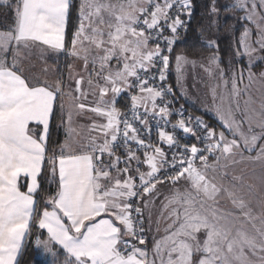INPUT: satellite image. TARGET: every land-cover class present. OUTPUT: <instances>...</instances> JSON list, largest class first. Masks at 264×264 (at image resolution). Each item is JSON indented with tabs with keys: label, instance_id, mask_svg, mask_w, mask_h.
Listing matches in <instances>:
<instances>
[{
	"label": "snow or ice",
	"instance_id": "obj_1",
	"mask_svg": "<svg viewBox=\"0 0 264 264\" xmlns=\"http://www.w3.org/2000/svg\"><path fill=\"white\" fill-rule=\"evenodd\" d=\"M261 4L264 5V0ZM174 5L178 6L176 13L170 16L169 10ZM237 5L246 8L247 0H237ZM0 6L13 12L11 25H6L9 30L0 31V264H19L18 255L34 216L38 229L47 235L46 240L37 236L35 245L38 254L51 258L49 264H56L61 254L65 256L64 264H233L234 261L251 264L245 248L253 254L258 249L264 251V231L259 232V240L239 228L233 234L234 225L224 222V214L207 207L209 202L215 204L216 198L225 191L242 216L251 219L250 211H245L244 200L225 189L215 176L208 175L209 171L221 167V159L228 160L239 153L240 142L228 140L223 132L217 135L207 125H202L207 137L215 142L203 149L196 144L185 145L186 155L173 154L169 163L161 147L140 138L141 128L145 135L150 132L147 117L152 115L165 120L158 129L159 141L169 147L178 143L172 132L164 130L170 115L167 106L156 104V99L171 89L149 85V79L155 77L148 74L155 69L160 81L166 79L169 56L163 52H171L175 34L184 25L180 15H191V0H142L140 3L129 0L127 5L80 0L79 25L72 35L69 54L80 57L84 53L82 58L87 71L90 51L84 47L87 42L97 53L91 61L94 68L99 66L94 75L97 81L104 83H94L91 73L87 80L84 76L77 74V78L70 74L75 87L68 95L72 96L73 92L76 95L66 115V134L71 138L75 131L73 112L76 115L92 113L104 122L92 120L88 129L95 134L89 135L85 143L73 148L66 139L51 156L46 155L49 127L65 85L60 79L54 82L38 76L28 79L20 62L21 49L38 46L41 54L44 50L65 51L66 25L73 0H16L15 5L12 0H0ZM255 9L253 2L252 12L245 18L252 20ZM105 11L114 23L105 21L102 15ZM165 27L173 34V38L164 37L166 49H161L159 42L150 48L149 41L161 37ZM249 34L248 29L242 33L239 41L242 52L237 54L251 60L258 49L252 47ZM207 43L218 47L215 40ZM256 43L259 51H264V29ZM11 45H14L12 59L8 61L5 54ZM218 59L210 57L213 64L218 63ZM113 60L117 61L115 70L110 66ZM182 60L184 57H177L178 64ZM220 72L223 76L222 69ZM85 83L93 96L98 93L97 99L88 101L89 93L82 89ZM224 83L227 86V81ZM233 89H236L235 79ZM125 91L130 93L131 104L128 112H121L116 101ZM133 92L136 94H131ZM59 107L63 111V103ZM219 118L229 131L241 136L249 151L264 138V132L245 135L230 117L220 115ZM30 124L42 128L38 136L33 134ZM260 127L264 129V122ZM172 128L195 135L184 119ZM132 143L138 150H144L143 160L129 147ZM122 146L123 158L116 153ZM208 155H216L215 165L208 163ZM256 159H264V145ZM197 160L200 167L196 166ZM133 162L136 167H132ZM45 163L57 190L36 215V196L41 190ZM165 164L173 174L161 175ZM141 165H146L148 170L141 171ZM113 172L116 174L112 175ZM21 178L26 191H21ZM181 181L189 187L183 190L175 187ZM165 182L173 185V194L165 197L163 205L167 210L166 235L155 241L153 255L157 259L150 260L146 249L132 243L136 240L140 245L145 244L143 211L138 204L142 202L145 208L152 204L150 197L156 194L157 185ZM201 233L203 240L197 238ZM54 246L60 251H53ZM194 253L201 254L195 262Z\"/></svg>",
	"mask_w": 264,
	"mask_h": 264
},
{
	"label": "rangeland",
	"instance_id": "obj_2",
	"mask_svg": "<svg viewBox=\"0 0 264 264\" xmlns=\"http://www.w3.org/2000/svg\"><path fill=\"white\" fill-rule=\"evenodd\" d=\"M235 1L237 3V0ZM101 2H113L114 5H127L129 0H101ZM136 2L140 3L142 0H136ZM253 2L256 3L255 14L253 15L252 20H248L245 17L252 12ZM239 9L242 10L241 17L249 22L246 26V29H248L250 33L248 38L249 42L252 47L258 49L257 52L253 53L251 60L246 55H238L237 52H242V49H237L234 52L233 57L238 58V60L244 57L246 59L245 64H233V62H231L229 69L224 70L219 64L220 57L218 55H213L219 58L218 63L216 64H213L210 60L212 55L201 59H192L183 55H178V57H184V60L178 64L176 59L173 69L176 75V82L174 86L181 97L182 106L187 107L190 105L192 108H197L200 111L199 113L210 123L211 120L207 119V116L217 118L218 123L216 126L210 125L211 128L215 129L218 134L223 132L226 139H236L241 143V147L237 155L228 160L221 159L219 161L221 167L216 168L214 172L209 171L208 175L215 176L217 182L221 183L225 189L233 192L236 197L244 200L246 204L245 211H250L251 219H245L242 216L240 210L232 203V198L225 191H222L216 198L215 204L209 202L207 207L209 210H211V208H216L220 213L224 214L226 217L224 222L234 225L233 234H235L236 229L239 228L247 232L250 236H255L259 240V232L264 231V159L257 160L256 157L259 154L260 148L258 151L255 150L256 153L253 150H247L242 143L241 136L239 134H233L232 131H229L219 118L220 115H224L226 118L230 117L239 126L240 131L245 135L250 136V134L245 131L247 128L249 129L251 125H254L253 128H251L253 132L256 133L259 131L256 135H260L264 132V129H261L260 127V124L264 122V51H259V45L256 43V41L261 38V29H264V5L261 4V0H247V7H239ZM105 12L107 14H105ZM105 12L102 13L105 21H111L114 23V19L110 17L107 11ZM84 47L90 49L88 53V71L89 69L94 68L91 61L92 57L97 53L96 50L88 43H85ZM149 47L152 48L150 45ZM21 51L23 52V50ZM70 51L71 50L64 51L66 55L60 57L59 65H61V67L66 66L70 60L71 62L69 65L72 63L73 69H75L78 65L75 64L76 62L81 66L84 65V60L82 58L84 53H81L80 57H75L69 54ZM25 53L29 55L27 58L21 56V59H25V64L30 62L29 60L31 59V61L35 60L38 63L45 61L43 56L39 54L41 51L37 47H32L30 51L25 50ZM75 58L76 62L74 60ZM257 64H262L263 66V69L259 70V73L258 71L254 72ZM95 67L99 66L97 65ZM221 69L223 70V75L227 81V86H225L224 79L222 78L220 72ZM83 70L87 73L85 69ZM58 79L62 80L65 85L64 95L60 97V104L63 103L64 109L63 111L61 108L59 109V124L62 123L65 130V125L67 124L65 122L67 115V113L65 115V108L68 105L72 108V97L76 94L73 92L72 96H69L68 93L72 89V86H69V88L66 86L65 77L64 79L62 77H59ZM233 79H235L236 82L235 90L233 89ZM242 113H245V116H243ZM249 115L256 116L257 118L252 117L254 118L252 119L253 123L248 124V121H250L248 118ZM73 116H78L76 117L78 120L73 119L72 127L75 131L73 132L72 137L68 138L70 143L86 139L92 134L89 133L88 129V126L92 123V120H90L89 117H95L92 114L90 115V113L83 115H76L74 113ZM100 120L101 118L99 117L96 119L97 122H100ZM257 126L259 128H256ZM65 140L66 132L64 141ZM257 144H259L260 147L264 145V138L258 140ZM216 163L217 161H214L211 165H215ZM224 173L227 174L224 175ZM180 187L181 186H178V188ZM188 187V184L184 185V188ZM172 194L173 191L168 192L166 196H162V198H160L158 208H151V211L147 214V216H145L148 222L147 226L149 227L147 232L152 242L148 254L150 260L157 259L153 255L155 241L162 240V238L166 235L164 229L167 226V210L163 207V205L166 203L165 197H170ZM36 237L33 240L34 244ZM197 238L199 240H203V233H201ZM41 239L46 240L43 238ZM40 250V253H42L43 250ZM53 251L56 250L53 249ZM245 253L251 264H261V257H264V251H260L258 249L256 253L253 254L249 249L245 248ZM200 255V253H194L193 261H197L200 258ZM40 258V264H49V260L51 259L44 254H40ZM56 264H58L57 261ZM233 264H239V261H234Z\"/></svg>",
	"mask_w": 264,
	"mask_h": 264
},
{
	"label": "trees",
	"instance_id": "obj_3",
	"mask_svg": "<svg viewBox=\"0 0 264 264\" xmlns=\"http://www.w3.org/2000/svg\"><path fill=\"white\" fill-rule=\"evenodd\" d=\"M16 0H12L15 5ZM80 0H73V7L70 9L67 38L68 45L70 44L73 33L79 25V10ZM191 15L186 28L180 34L175 46L172 50L170 64H169V78L171 84L174 86L176 82V75L173 71L174 65L178 55L186 56L192 59H201L208 56L218 55L220 57L219 64L224 70H228L231 62L233 64H245V58L240 60L234 58L233 54L237 49H241L240 37L245 31L249 22L242 18V10L239 9L235 0H191ZM215 9V11H213ZM3 14V16H2ZM13 12L6 6H0V29L9 30L6 25H11ZM208 40H215L218 47H211L208 45ZM54 64L58 63L54 60ZM262 64H257L259 66ZM61 65L58 70L60 72ZM175 88V86H174ZM177 95L178 92L175 88ZM180 97V96H179ZM181 99V97H180ZM127 99L124 97L119 103L125 106ZM195 113L200 114L197 108L187 106ZM201 115V114H200ZM59 111H55L51 134L49 137L47 155L57 153L58 149L62 146L65 130L63 124H59L60 120ZM202 116V115H201ZM211 120L210 125H215V118L207 116ZM49 166L45 163L44 173L41 179V190L37 193L36 200L38 202L36 215H38L44 207H46L45 200L53 195L57 190L56 181L51 179L48 175ZM144 218L145 213L143 212ZM146 221V218H145ZM38 221L34 216V222L31 223L30 232L27 235L25 244L18 258L19 264H40L41 258L38 250L33 242L36 236L43 239L47 238L46 233L42 234L41 230L36 226ZM147 226V222H146ZM147 241L144 244L149 247L151 239L147 232ZM56 252H59L57 246L53 247ZM41 250H39L40 252ZM65 256L63 254L57 257L58 264H63Z\"/></svg>",
	"mask_w": 264,
	"mask_h": 264
},
{
	"label": "built area",
	"instance_id": "obj_4",
	"mask_svg": "<svg viewBox=\"0 0 264 264\" xmlns=\"http://www.w3.org/2000/svg\"><path fill=\"white\" fill-rule=\"evenodd\" d=\"M191 6H192V4H191ZM177 7L178 6L174 5L173 9L169 10L170 16H173L176 13ZM190 12H191V9H190ZM180 19L182 21H184V25L182 28H178L177 33L175 34V37H174L175 43H176L177 39L179 38L180 34L186 28L187 23L190 20V16L186 15V14H181ZM164 37L173 38V34L167 29V27H165V30H164L162 36L159 37L157 40H150L149 45L151 47H155V43L159 42L161 49H166ZM175 43H173L171 46L172 50L175 46ZM172 50H171V52H168L166 50L163 52L164 55L169 56V64H170ZM169 64H168V68H167L166 73H165L166 79L164 81L159 80V72L156 71L155 69H153L148 74L151 77H155V79H149V85L156 87V88H163V89H168L170 87L171 90L170 91L165 90L162 98L156 99V104L159 107L167 106L170 115L166 118L168 123H167V126L164 127V130L166 132H172L178 143L174 147H169L166 144L159 141L158 129L160 126H163L165 124V120L161 119L159 117L152 116V115H149L147 117L150 132L147 135H145L144 130L141 128V137L140 138L145 139L146 143H150L154 146L161 147L165 151V153L167 154V159H168L169 163H171V159H172L173 154H176L177 156H179L181 154L186 155L183 152V146L188 145L190 147L192 144H196L198 148L203 149L209 143H213L215 141H214V139H209L207 137V130L202 126V125H207L208 129L214 130L213 128H211L209 122L200 114L195 113L194 111H192L188 107L182 106L181 99H180L179 95L176 94L175 88L171 84V81L169 78ZM156 67L159 68L160 65L157 64ZM131 94H136V93L133 92ZM124 97L127 99V102H126L125 106L121 107V112H128L130 104H131L130 93L128 91L124 92ZM150 107H151V105L149 104V108ZM142 110L143 109H141V111ZM180 119H184L187 126L191 127L193 129V131L195 133L194 136L191 134H186L182 130H179V129H177L175 131L173 130L172 125H175ZM198 121L202 122V123H198ZM135 126L138 128L141 127L139 124H136ZM129 147H131L136 152V155L139 156L141 160L144 159V150L143 149L138 150L137 145L135 143L130 144ZM116 153H117V155H119L123 158V156H124L123 146L121 148L116 149ZM205 154L207 155V153H205ZM48 156H51V155H48ZM212 157H213V155H208V163L210 162ZM199 165H200V163L197 160L196 166H199ZM120 167H123V164H121ZM132 167H136L135 162H133ZM163 167H164V171L161 173L162 176L164 175L165 172L168 175L173 174V170L170 169L167 164H165ZM140 170L141 171H147L148 169H147L146 165H141ZM136 183L139 184L138 179L136 180ZM165 183H167V182H165ZM165 183H163V184H165ZM160 185H162V184L157 185V188ZM138 206H140L142 209V202H140L138 204ZM142 211H143V209H142ZM142 219H143V230L145 233V243H146L148 236H147V226H146V221H145L144 215H143ZM132 243L133 244H139L136 240H132Z\"/></svg>",
	"mask_w": 264,
	"mask_h": 264
},
{
	"label": "crops",
	"instance_id": "obj_5",
	"mask_svg": "<svg viewBox=\"0 0 264 264\" xmlns=\"http://www.w3.org/2000/svg\"><path fill=\"white\" fill-rule=\"evenodd\" d=\"M111 4H114L113 2H110ZM105 14H107L106 12H105ZM106 16V15H105ZM68 20H69V17H68ZM67 29H68V21H67V25H66V32H65V51H69V50H71V43L68 45V38H67ZM0 31H8V30H2V29H0ZM106 31H107V29H106ZM85 43H87V42H85ZM14 47V45H11L10 46V50H9V52L7 53V54H5L6 55V58H7V60L8 61H11V59H12V55H11V50H12V48ZM37 48H38V46H37ZM21 50H23V52H22V57H24V58H27V57H29V55L28 54H26L25 53V50L27 51L28 49H21ZM30 51V50H29ZM38 54V53H37ZM39 54H41V53H39ZM64 55H66L65 54V52L63 51V52H53V51H51V50H44L43 51V55L41 54V56H43V58H44V62H42V63H38V62H36L35 60H33V61H31V60H29L30 62H28L27 64H25L24 62H25V59L23 58V59H21L20 58V62H21V65H22V67H23V69H24V71H25V73H26V75H27V78L28 79H33L34 77H40V78H45V79H47L49 82H54L55 80H57L59 77H62L63 79H64V77L66 78V86H68V88H69V86H72V89L75 87V80L74 79H70V74L72 75V76H76L77 78H78V75H81V76H84L85 77V80H87L88 79V76H89V74L91 73V74H93L92 75V79H93V82L94 83H100V84H103L104 83V81L103 80H99V81H97V78H96V76L94 75V72H96V71H99V67H95V68H92V69H89L88 71H87V73L86 72H84V65H79V63H77L76 62V58L74 59L75 60V64H78L77 65V67L75 68V69H73V64L71 63L70 65H69V63L71 62V60H70V62H68L67 63V65L66 66H62L61 68V70H60V72H59V70H58V67H59V62H60V57L61 56H64ZM65 58V57H64ZM54 60L55 61H57L58 63H56V64H54L53 62H54ZM66 62V61H65ZM72 66V67H71ZM111 67H112V69L113 70H115L116 68H117V61H115V60H113L112 62H111V65H110ZM67 69V70H66ZM261 69H263V66H261V65H259V66H256L255 67V70H254V72L256 71H258V73H259V70H261ZM75 70V71H74ZM83 72V73H82ZM78 74V75H77ZM222 78L224 79V81H226L225 80V77H224V75L222 76ZM260 78H261V75H260ZM69 84V85H68ZM82 89L84 90V91H86V92H88L89 94H88V97H87V99H88V101H93V100H95V99H97L98 98V93H97V95L96 96H93L92 94H91V90L88 88V86H87V83H85V84H83L82 85ZM76 94V93H75ZM123 98H124V93H122V94H120V96L119 97H117V101H116V107L117 108H119L120 110H121V104L119 103L121 100H123ZM56 104H57V106L54 108V112H53V116H52V119H51V122H50V127H49V136H48V140H47V145H46V149H47V147H48V142H49V137H50V134H51V130H52V125H53V119H54V116H55V111H59V109H60V107H59V105H60V97L58 98V100H57V102H56ZM69 109H71V106L70 105H68L66 108H65V115H66V113L69 111ZM86 114V113H85ZM92 113H90V115H91ZM73 115H74V113H73ZM93 115V114H92ZM242 115L243 116H245V113H242ZM76 117H78V116H73V119H76V120H78V118H76ZM252 117H254V118H257L256 116H251V115H249V119H250V121H248V124L249 123H253L252 122V119H254V118H252ZM84 118V117H83ZM98 117H94V118H91L90 120H96ZM66 119V118H65ZM81 120H83L82 118H80ZM215 120L216 121H214L215 122V126H216V124L218 123V119L217 118H215ZM100 122H104L103 121V119L101 118V120H100ZM66 124V123H65ZM253 126L254 125H251V128H253ZM29 127L31 128V129H34V135H39V133L42 131V128L41 127H39V126H37V125H35V124H30L29 125ZM67 124L65 125V132H66V129H67ZM215 128H217V127H215ZM256 128H259L258 126L256 127ZM248 129V128H247ZM246 129V133H249L250 135L251 134H258V132H253L252 130H251V132H249V129L247 130ZM214 131H216L215 129H214ZM95 133H92L91 135H94ZM216 134H218V132L216 131ZM77 136V135H76ZM78 137V136H77ZM69 137L67 136V134H66V139H68ZM65 142V141H64ZM86 142V139H83V140H77V142L75 141V142H72V143H70V145H71V147H73V148H77L78 147V145L79 144H81V143H85ZM260 148V145L259 144H257L256 145V147L253 149V151H258V149ZM256 151H255V153H256ZM46 155H47V150H46ZM216 155H218V153L216 154ZM216 155H213V157H212V159L210 160V164H212L214 161H216ZM213 161V162H212ZM212 162V163H211ZM197 167H200V165L199 166H197ZM112 175H115V172H113L112 173ZM24 183H25V181H24V179L23 178H21V180H20V184H21V191H26L27 189H26V187H24L23 185H24ZM184 185H187V183L186 182H184V181H181V183L180 184H178V185H176L175 187H178V186H181L180 188H182V190L183 189H185L184 188ZM173 185L172 184H169V183H165V184H162V185H160L158 188H157V191H156V194L154 195V196H152V197H150V199L153 201V203L152 204H150L147 208H145L144 207V204L142 203V209H143V212L145 213V216H147V214L151 211V208H158V204H160L159 202H160V198H162V196H166V194L168 193V192H172L173 190ZM160 208V207H159ZM161 208H162V206H161ZM49 210H51V209H49ZM146 218V217H145ZM146 222H147V219H146ZM148 223V222H147ZM30 227H31V223H30ZM149 229V227L147 226V230ZM26 238H27V236L25 237V239H24V241H23V243H22V249H23V246H24V244H25V241H26ZM47 239V238H46ZM137 247H141V248H144V249H146V251H147V254H149V249L151 248V246H149V247H147V246H145V245H140V244H135ZM22 249H21V251H22ZM130 250V249H129ZM21 253V252H20ZM19 256H20V254L18 255V258H19ZM149 258V257H148Z\"/></svg>",
	"mask_w": 264,
	"mask_h": 264
}]
</instances>
